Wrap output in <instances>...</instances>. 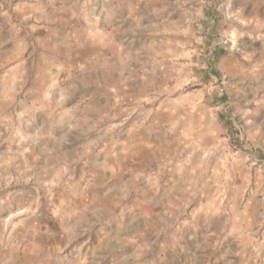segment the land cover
I'll return each mask as SVG.
<instances>
[{"label": "rangeland", "instance_id": "rangeland-1", "mask_svg": "<svg viewBox=\"0 0 264 264\" xmlns=\"http://www.w3.org/2000/svg\"><path fill=\"white\" fill-rule=\"evenodd\" d=\"M104 2L119 41H82L58 59L41 130L24 91L0 114V211L33 205L6 220L0 256L264 264V7ZM27 66V86L42 85L34 77L46 65ZM46 142L54 153H39Z\"/></svg>", "mask_w": 264, "mask_h": 264}, {"label": "crops", "instance_id": "crops-1", "mask_svg": "<svg viewBox=\"0 0 264 264\" xmlns=\"http://www.w3.org/2000/svg\"><path fill=\"white\" fill-rule=\"evenodd\" d=\"M100 1H103V5ZM259 2L264 7V0H259ZM101 5L105 10L104 0H0V114L8 108L9 112L16 110L18 105L12 109V105L15 103V99L12 97H15L17 92L24 91V94L30 95L32 99L31 104L29 101L26 102L28 106L32 105L31 119L41 130L37 113L40 111L39 108H44L43 95L50 94L49 96H52L51 92H47V88L53 87L55 77L52 76L51 71L61 63L58 59H61L69 48L84 46L82 41H86V43L88 41L104 42L105 44L107 42L109 45L112 40L119 41L118 31L114 32L118 26L109 23L105 27V21L112 22L114 13L112 14L111 9L101 11L99 9ZM113 12L115 11L113 10ZM257 28L259 33L264 36V23L259 24ZM69 37H74L76 42L72 47L70 43L66 44ZM21 47L26 50H18ZM30 48L31 50H29ZM36 61L46 65V68L42 69L40 74L35 73L34 77L37 79L35 83L42 80V85H40L43 86L42 88H39L38 84L36 88L27 86L30 80L27 63L29 62L30 65ZM44 88L46 89L44 90ZM24 114L27 112H21L20 116H24ZM64 128L62 127V129ZM40 130L35 135H39ZM20 131L19 136L25 138L22 130ZM16 138H18L17 135ZM49 143L46 142V145L39 146L40 154L55 152L54 150L50 151ZM32 152H36V148H33ZM54 168L55 166L51 169ZM46 170H42L41 173L47 180L50 173ZM28 192L33 193V190H23V196H26ZM10 199L6 201L10 202ZM29 201L23 206L15 208L17 210L4 209L0 211V215L2 212L8 211L9 213L6 214L7 218L0 216V255L9 225V221L6 220L12 216L13 211L19 213L26 209L27 203L29 207H32L31 200ZM12 208L14 209V206ZM35 208L39 210L41 205H37ZM26 252H17L9 257L8 251L6 255L0 256V264H15L17 260L27 264V261L32 257Z\"/></svg>", "mask_w": 264, "mask_h": 264}, {"label": "trees", "instance_id": "trees-1", "mask_svg": "<svg viewBox=\"0 0 264 264\" xmlns=\"http://www.w3.org/2000/svg\"><path fill=\"white\" fill-rule=\"evenodd\" d=\"M214 52L216 53L217 52V49H215Z\"/></svg>", "mask_w": 264, "mask_h": 264}]
</instances>
